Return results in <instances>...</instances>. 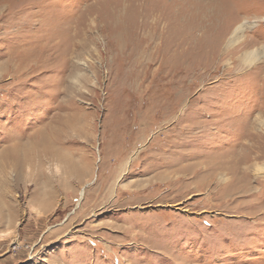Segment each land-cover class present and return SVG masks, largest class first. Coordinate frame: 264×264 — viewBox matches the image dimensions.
I'll return each mask as SVG.
<instances>
[{
    "label": "rangeland",
    "instance_id": "obj_1",
    "mask_svg": "<svg viewBox=\"0 0 264 264\" xmlns=\"http://www.w3.org/2000/svg\"><path fill=\"white\" fill-rule=\"evenodd\" d=\"M263 45L264 0H0V264H264Z\"/></svg>",
    "mask_w": 264,
    "mask_h": 264
},
{
    "label": "bare ground",
    "instance_id": "obj_2",
    "mask_svg": "<svg viewBox=\"0 0 264 264\" xmlns=\"http://www.w3.org/2000/svg\"><path fill=\"white\" fill-rule=\"evenodd\" d=\"M246 26H247V23L246 22H241V23H239L238 25H236L233 29H232V31H231V33L229 34V36H228V38H227V41H226V44H225V47H231L232 45H234L235 43H237L238 42V40L240 39V37H242L243 36V31H244V29L246 28ZM263 47H264V45H263ZM257 49H253V50H248V51H245V52H243L239 57H238V60H239V62L240 63H243V64H246L247 66H249V65H251V64H253L254 62H255V60H257L256 58L257 57H259V55H257ZM246 117V116H245ZM249 116H247L242 122H241V124H242V129H240L241 127V125L239 126L240 128V130H244V132L245 131H247L248 132V127H250V124H248L249 122H252L251 120L249 121V118H248ZM7 151H9V150H7ZM3 155H5V150L2 152V153H0V156H3ZM132 158V156H130L126 161H125V164L128 162V160L129 159H131ZM124 164V165H125ZM217 167V166H216ZM212 168V167H211ZM220 168V167H219ZM124 169H125V167H124ZM221 169V168H220ZM1 170V169H0ZM212 171H214V170H212ZM210 172H211V170H210ZM213 173V172H212ZM80 193L82 194L83 193V188L81 189V191H80ZM15 209V208H14Z\"/></svg>",
    "mask_w": 264,
    "mask_h": 264
}]
</instances>
